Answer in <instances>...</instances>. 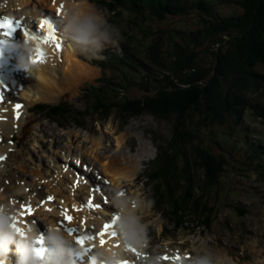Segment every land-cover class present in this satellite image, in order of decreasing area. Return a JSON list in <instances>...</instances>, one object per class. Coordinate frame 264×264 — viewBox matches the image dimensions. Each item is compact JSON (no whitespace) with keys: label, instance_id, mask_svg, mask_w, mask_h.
Returning <instances> with one entry per match:
<instances>
[{"label":"trees","instance_id":"16d2710c","mask_svg":"<svg viewBox=\"0 0 264 264\" xmlns=\"http://www.w3.org/2000/svg\"><path fill=\"white\" fill-rule=\"evenodd\" d=\"M223 1L235 6L238 13L222 16L208 0H97L116 17L129 4L134 16L127 22L131 27L145 25L146 19L165 20L193 11L198 14L199 27L180 32L178 39L168 36L169 42L144 39L138 50L127 42L122 57L107 53V60L111 64L117 61L112 65L122 69L103 75L99 85L89 87L85 111L65 102L35 106L36 112L62 126L80 122L88 114L107 119L114 111L128 117L149 113L173 119L172 136L158 147L156 171L149 177L156 179L157 201L172 209L168 221L176 228L185 223V216L179 215L187 209L192 208L200 219L202 200L194 193L193 169L203 171L204 185H216L228 164L221 152L205 146L206 137L220 138L214 127L241 128L242 116L250 111L264 123V103L252 102L249 95L264 94V73L258 70L264 66V0ZM201 128H210L211 134L202 135ZM247 145L249 151L242 155L249 161L247 165L258 161L256 166L262 171L263 142L247 141ZM197 183L198 192L203 185ZM205 206L208 210H202L205 219L200 224L210 227L214 207Z\"/></svg>","mask_w":264,"mask_h":264},{"label":"rangeland","instance_id":"374dc122","mask_svg":"<svg viewBox=\"0 0 264 264\" xmlns=\"http://www.w3.org/2000/svg\"><path fill=\"white\" fill-rule=\"evenodd\" d=\"M12 1H14L13 6L15 9H13L12 6L7 8V10L9 9L8 13L14 14L18 19L19 16L26 12L23 10V12L19 14L20 11L17 10L16 0ZM46 1L50 3V5L45 3L44 5L41 4L40 10L48 8L51 11L57 12L55 8H51V0ZM93 1L97 6L90 2L92 5L109 15L110 22L120 26L123 35V40L119 45L121 51L118 53L115 49L107 47L102 53L105 57L103 60H89L80 55V59L89 61L97 71V76L94 79H88L82 82L76 92H70L69 90L72 89V87L66 86L65 83L64 89L66 92L57 99L30 104V111L33 112L25 114L27 119L23 126V131H21L22 128L20 129V137L16 138L10 136L6 138L7 140H2L3 132L1 129L0 146L5 147V150H10L13 155L10 158L2 159L0 170L3 169V166H6L9 173L19 172L22 176H28L29 182L35 181L34 184H41V182H43L42 179L39 180L33 172L38 170V173H41L43 178L44 176L48 177V179H45L46 184H48L47 181H51L53 185L58 186L60 189H64L68 196V194L71 195V193H73L70 189L73 184L72 174L75 169L80 170L79 173L82 174V170H84L82 168L83 165H87L88 168L91 166L92 171L90 175L86 176V179L90 182L97 181V179H92L91 174L94 169L100 171L99 173L102 174V169L95 164V157L91 152L93 148L92 138L102 140L101 152L104 157L113 154L117 150L116 139L120 137L124 139L123 148L129 151L131 155H136V153L141 152L139 151L143 146L141 143L144 142L148 147L154 150V153L150 156L151 158L147 160L143 158L139 161L138 167L140 168H138V178H135L136 180L133 179L134 182H126L124 184V190L127 195L136 194L155 201L154 206L145 213V220L155 223V227L150 229V251L152 254L166 251L168 255H171L172 251L167 249L177 247L184 250V253H189L190 242L195 245L206 241L209 246L217 250L227 251L233 256L236 264H250V261H252L255 256L264 255V169L262 171L258 170L256 166L258 161L250 162L248 166L246 162L249 161H246L245 156H242L246 150L249 151L247 141H253L255 143L263 142L264 144V123L254 112L251 113L250 111L242 116L241 128L235 126V129L225 130L223 128L220 129V127H214L217 135L219 134V137L222 139H210L206 137V148L213 152H221V154L228 159V164L226 165L225 171L220 176L219 183L216 185H204L205 174L203 171H196L193 169L192 181L196 187L194 193L195 196L200 197L202 200L198 217L200 219H205L202 210H208L205 206V204H207L209 207H214L212 216L215 221L212 219V223L208 222L210 227L201 225V220L194 215L192 208H186L188 211L179 215L185 216V223L177 228L176 226L173 227L167 221L173 216L172 209L167 203L165 204L170 210L168 214L169 210L164 207L161 202L159 203L157 201V190L155 188L157 182L156 179L150 180L149 177L150 174L156 171L157 164L155 158L157 156L158 147L164 146L163 144L169 141L172 136L173 119H164L149 113L138 117H128L119 115L114 111L107 119H102L98 115L88 114L81 118L80 122H72L67 126H62L36 112L38 110L35 106L38 104L56 105L61 102L71 105L78 111H85L88 104L85 96L87 95L89 87L91 85H99L98 80L101 79L103 75L109 76L112 72L117 73L122 69L120 66L119 68H115L114 65H112L118 64L117 61L111 64L107 60V53H117L119 57H122V52L127 42L130 43L133 49L138 50L144 39L146 42H149L150 38L169 42L167 40L168 36H171L173 39H178L181 36L180 32L189 31L190 29L196 30L199 27L197 22L198 14L193 10V12L187 16H168L165 20L146 19L145 25L141 24V26L139 25L138 27H131L130 24L127 23L131 16V12L128 8L129 4L121 8L122 16L116 17L110 14L106 7L104 8L99 2H96L97 0ZM208 1L215 5L214 12H218L222 16L238 13V9L235 6L226 5L223 0ZM35 4H39L38 1L31 0L29 9H32V5ZM205 17L207 18L209 16L206 14ZM258 70L264 73V66H258ZM59 72L63 75L61 69ZM249 95L252 102H258L259 104L264 103V94L250 93ZM10 98L11 97H6L5 100L1 101L10 102ZM2 121L0 117V122ZM209 129L210 128H201L200 133H202V135H210ZM12 142L14 145H12ZM15 142H17L16 145ZM218 144L222 145L221 147L224 148V151ZM228 152L231 153L229 154ZM83 158L86 160L88 159L87 161L90 163L82 161L81 159ZM140 158L142 157L140 156ZM77 159L83 162V164L80 163L78 165ZM21 163H27L29 165L26 172L19 171V165ZM62 166L68 167L65 179H62V176L60 177L63 181L59 180L58 177L59 174H63ZM102 175L106 178L104 174ZM197 182L203 185V189H199L198 192L197 188L199 187ZM68 185L70 187L68 188L69 190L67 189ZM37 187L43 191L41 195L43 198L47 194L52 195L51 192H48V189L44 187L41 189L42 185H37ZM109 192H111L112 195V189ZM74 193H76V191H74ZM80 193L81 192H79L81 196V198L79 197L81 199V201H79L80 206L83 210L87 209L96 215L93 217L89 216L90 218L93 219L94 217H98V220H95L96 222L98 221L97 223L95 222L96 225L98 224V226H100L99 219H103L104 221L111 219L112 213L108 211L107 207L101 204L100 211L103 212V210H105V216H100V214H97L98 211H96V208L90 209L85 205V202L88 201V196ZM97 202H99V199ZM9 204L16 206V204ZM159 208L162 210H159ZM60 209L61 207L57 206L54 210H51V213L57 212V210L60 211ZM93 209L96 213L93 212ZM165 216L170 217L166 218ZM37 218L42 222L44 221V217L40 216ZM188 219L189 223L186 221ZM43 224L45 225L44 222ZM175 229H177V231H175ZM262 258L260 264H264V257ZM241 259L243 261H241Z\"/></svg>","mask_w":264,"mask_h":264},{"label":"bare ground","instance_id":"6f19581e","mask_svg":"<svg viewBox=\"0 0 264 264\" xmlns=\"http://www.w3.org/2000/svg\"><path fill=\"white\" fill-rule=\"evenodd\" d=\"M36 1H38L39 4L32 5L33 8L29 9L31 5V0H16L17 10L20 11L19 14H21L23 10L26 12L25 14L23 13V15L24 17H27V18L23 19V22L25 23L24 20H27V23L25 24V27L27 29L33 28L31 25L27 26L28 23L35 21L37 17L41 16V14L38 13L41 11L40 5L41 4L44 5V3L47 5H50V3H48L46 0H36ZM52 1L53 0H51V2ZM0 2H3V4L0 3V13L1 12L8 13L9 9L7 10V8L12 7L14 3V1L12 0H5V1L0 0ZM60 5L64 6L63 0H55V3L52 4L51 8H55L57 11V8L60 7ZM13 9H15L14 6H13ZM9 15H13L15 17V15L11 13ZM60 16L61 15L59 14V17ZM32 17H35V19H33ZM17 20H21V17L19 16ZM43 31L46 32V28H44ZM17 35L21 37V34H17ZM31 41L34 43V52L36 55V49L41 45L36 44L38 43L37 41H33V40ZM44 47L47 49L48 54H53L54 57L52 61H48L46 64L48 66L46 67H44L45 62L38 63L41 66L42 70L37 74L30 75L25 70L24 72L19 73L20 75L19 79H20V83L22 84V89L18 92V89L16 87L14 90L15 95L10 98V102L9 101L4 102V104L1 105V116L0 117L2 118L3 121L0 122V130L2 129L1 131L3 132V136H2L3 140H5L6 138L10 136H14L16 138L21 136L20 129L22 128L21 131H23V126L27 119L24 117H25V114L28 112L27 108L29 107L30 104H36L39 102H48V101L57 99L60 95L66 92V90L64 89L65 83H66V86L72 87V89L69 90L70 92H76L78 90V87L81 86L82 82L88 79H94L97 76V73H96L97 71L95 70V68H93L91 63L85 59L83 60L80 59L79 58L80 55L71 51L69 47L64 49L61 52V54H56L52 51V47H54L52 43ZM59 58L62 59L61 63L59 61ZM60 69L62 70L63 75L60 74L59 72ZM15 101H22L24 103L23 110L20 111L21 116L19 117V119L16 118L15 116L16 112L12 108ZM92 139L93 140L91 141L93 143V146H92L93 148L91 152L95 157V161H96L95 164H97L98 167L102 169V174H104L107 180L110 181V186L112 187V188L109 187L108 191H110L111 189L113 190L114 187L119 186L123 189V191H121L120 193H124V195H121V196L127 195L126 191L124 190V184L126 182H134L133 179L138 178V174H139L138 168H140L138 167L139 161L143 158H145V160L151 158L150 156L154 153V150L148 147L146 143L142 142L141 145L143 146L139 150L141 152L136 153V155H131L129 151L123 148L124 139L120 137L116 139L117 150L113 154L104 157L101 152L102 140L98 138H92ZM16 143L17 142H15V145ZM5 149H6L5 147L0 146V156L2 154H7L8 158H10L13 155L12 152L8 149L7 150ZM140 156L142 158H140ZM81 160L86 163L89 162L87 161L88 159L86 160L85 158ZM28 166L29 165L27 163H21L19 165V168H20L19 171L26 172L28 169ZM33 172H34V175L39 178V180L42 179L43 182H41V184L39 183L34 184L35 181L29 182L28 181L29 177L25 175L22 176L19 172L9 173V171H7L6 169V166H3V169L0 170V175H1L0 198H3L2 201L0 202L8 203V204L12 203V204H16V206H22V205L30 206L34 210L35 216L27 217L26 219L27 226L35 225L36 228H38L39 226L40 227L45 226L43 222L37 218L41 216V217H44V221L56 222L58 224L61 222L63 225H65L64 227V230H66L65 232L69 233L73 228H76L79 231L83 229V225L79 221V219L83 217L89 221V222L87 221L88 223L86 226L87 228H89L90 226L91 232H94L96 230L98 231L99 229L102 228L101 224L102 222H104V220L99 219L100 226H98V224L96 225L95 220H98V218L94 219L95 218L94 217L93 218L94 220H93L92 218L89 217V216L93 217V215L95 214H93L91 211H88L87 209L83 210L79 203V201H81L80 199L81 196L79 195V192L85 194L86 196H88V198H92L94 195L93 189L95 188L93 186H96L95 184L93 183L91 184L90 181L86 179L87 180L86 183L85 181H82L83 183L81 182L78 185L77 183L73 182L75 177L72 175V183H73L72 187L73 188L71 187L70 190H72L73 193H71V195L68 194L67 196V192L64 189H60L58 186L53 185L51 181L50 182L47 181L48 184H46L45 179H48V177L44 176L43 178V176H41V173H38V170L33 171ZM67 172L68 171L66 172L63 171V174H59L58 175L59 180L65 179V177L67 176ZM61 176H62V179H60ZM37 185H42L41 189H43V187L45 189H48V192H51L52 195L47 194L43 198L41 196L43 194V191L38 189ZM68 188H70L69 185L67 186V189ZM74 191H76V193H74ZM98 195L99 194H95V198L93 201L94 203L98 201L97 199ZM129 196H137V195L135 194V195H129ZM49 197H52L53 199L48 200ZM104 197H107V196H104ZM107 198H109L110 200V203L107 205V208H112L111 206L112 195H110V197L108 195ZM99 202H100V198H99ZM133 205H134V201H133ZM57 206L61 207L60 211L57 210V212L51 213L52 212L51 210L52 209L54 210V208ZM14 208L16 209V207ZM96 209H97L96 211H98L97 214H100V216H105V210L101 212L100 211L101 207L96 208ZM21 213L22 212L20 211L17 212L16 216L19 217ZM65 214L73 216V220L71 223H69L66 219H64ZM69 227L71 228L69 229ZM91 227H95V228H91ZM104 238H107L109 240V237L107 235ZM99 240L100 238L95 239V241L92 243L93 248L90 247V249H92L94 252H95V246L97 244L100 245ZM116 241H118V239L114 241L109 240L107 241L106 244H104L103 246L101 245L100 246L107 247L109 250H113L115 249L113 246V242H116ZM147 253H148V250H147ZM262 257H264L263 254H261V256H258V255L255 256L253 259L255 260V264H260L261 259H263ZM16 259L17 257L14 251L9 254V263L12 261V264H16ZM241 261L243 260L241 259ZM83 264H89V262L87 260H84Z\"/></svg>","mask_w":264,"mask_h":264},{"label":"clouds","instance_id":"9594fccd","mask_svg":"<svg viewBox=\"0 0 264 264\" xmlns=\"http://www.w3.org/2000/svg\"><path fill=\"white\" fill-rule=\"evenodd\" d=\"M63 4L59 23L63 39L71 51L89 60L105 59L102 53L107 47L118 53L121 51V28L110 22L108 14L97 9L90 0H63ZM16 47L23 53L20 67L30 75L39 73L41 66L32 62L34 43L25 37V42ZM121 191V187H114L111 199L112 208L120 215L117 232L121 247L109 250L97 244L90 264H118L124 259L133 260V264H164L160 254L147 253L151 243L150 229L155 227V223L145 220V213L154 206L155 201L138 195L121 196ZM16 215L14 207L0 202V264H9V254L13 251L17 257L16 264H77L74 235L63 231L56 222L43 221L47 229V251L41 259L36 252L40 247L37 241L41 237L38 229L35 225H28L21 234L13 227ZM129 247L136 249L141 258L134 259ZM189 255V259H183L178 264H236L227 251L217 250L206 241L195 245L190 242ZM250 264H255V260Z\"/></svg>","mask_w":264,"mask_h":264},{"label":"snow or ice","instance_id":"6c2138e0","mask_svg":"<svg viewBox=\"0 0 264 264\" xmlns=\"http://www.w3.org/2000/svg\"><path fill=\"white\" fill-rule=\"evenodd\" d=\"M63 9H64V6L60 5L58 9V14L61 15L63 12ZM23 27H24V24H22L19 20L13 21L11 18H8V17L0 18V37L5 38V39L0 40V44L7 43V38H11L18 29H21ZM39 28L41 30L40 34H33V33H30L29 29L27 28L24 29V36L28 40L37 41L41 44V47H38L36 49V55L33 57L32 62L36 64L45 62L46 53L44 51V46L52 43L54 44L55 48L58 51L61 50L63 47L60 39L56 35L57 29L54 27L53 23L48 18H45L41 22H39ZM44 28L48 29L47 35H45L44 32L42 31V29ZM16 109H17L16 114L18 118L20 115L19 110L21 109V105L17 104ZM0 159H4V157H0ZM77 176L79 179V174H77ZM93 191H94L93 197L90 198L88 201H86L85 205L90 209L99 208L101 207V204L107 207V205L110 203V200L109 198L104 197L101 187L97 185L95 186ZM95 194H99L102 197V200L100 202H96V203L93 202L95 198ZM120 195H124V193H120ZM52 199H53L52 197L48 198V200H52ZM108 210L112 213L111 221L108 223H105L103 230L99 231L98 233H95V235L88 236V237H82L79 241L81 244H84L85 240H92V241L95 240L98 235L100 237L99 243L101 246H103L104 244L107 243V241L104 239L106 235L110 236L111 238H117L119 236V233L117 232V223L120 220V215L116 213L112 208H108ZM24 214L28 216L33 215V209L30 206H25ZM64 219H66L69 223H71L73 220V216L65 214ZM13 227L16 228L18 232L23 234V230L20 227H18L16 223L13 224ZM37 243L40 245V247L36 249L37 255L41 259H43L47 251V249L43 246L44 238L40 237ZM115 246L119 247V245H115ZM128 250L135 253L136 255H140V253H138L136 249L134 248L129 247ZM162 259L165 261H171L172 264H178L179 261L185 258L182 257L179 253H177L174 257H168L167 255H165L162 257ZM118 264H128V262L118 261Z\"/></svg>","mask_w":264,"mask_h":264}]
</instances>
